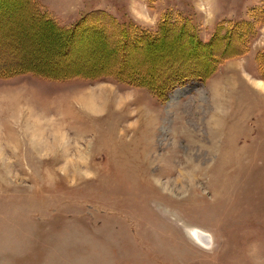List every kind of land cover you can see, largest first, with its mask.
I'll return each instance as SVG.
<instances>
[{"label": "rangeland", "instance_id": "rangeland-1", "mask_svg": "<svg viewBox=\"0 0 264 264\" xmlns=\"http://www.w3.org/2000/svg\"><path fill=\"white\" fill-rule=\"evenodd\" d=\"M34 3L62 27L180 20L214 52L235 30L247 51L159 88L210 50L167 34L125 60L37 23ZM262 55L264 0H0V65L35 73L0 78V264H264ZM136 70L146 84L89 75Z\"/></svg>", "mask_w": 264, "mask_h": 264}, {"label": "trees", "instance_id": "trees-1", "mask_svg": "<svg viewBox=\"0 0 264 264\" xmlns=\"http://www.w3.org/2000/svg\"><path fill=\"white\" fill-rule=\"evenodd\" d=\"M33 8L34 9H32L31 12L34 15L35 21L37 23H41L44 26H49L55 31V33L63 34L64 37L67 36L69 39L81 35L85 36L89 41L92 40L93 37H96V39L100 41L103 40L105 42H110L116 52H124L125 55L122 58L125 60L127 58V55L129 54V50H134L135 52H141V54H144L146 50H151L154 46L157 45V43L162 42L165 39L167 40V34H175L179 37H182L190 46L189 54H193V56H196L200 53L203 54V50H210L208 56L209 65L207 70L203 74L196 73L194 70H192L194 68L191 67L186 69L188 72L176 71L175 74L172 73L173 75H168L167 77L162 78L160 82L158 81L155 86L159 88H173L175 84H184L187 81L192 80L205 82L208 78H210L211 75H213V73H215L219 69V67L226 60H229L235 56L243 55L247 51L246 43L244 44L242 37H240L235 30H232L230 32L231 35H227V38L225 39L220 37L219 46L223 47L224 50L214 52L213 48L214 44H216L217 38H215L212 43H202L198 38L196 30L189 24L183 23L180 20L175 23H167L166 21H164V23L162 22L159 26L156 34H152L150 32L142 31L132 24H121L112 15L109 16L102 11H96L86 15L72 27H62L57 24L47 12L37 7L35 3L33 5ZM229 42H235L238 45L240 52H238L236 55H234L235 53H226L227 47L230 44ZM191 47L195 50L193 51ZM259 60L264 61V55H262ZM198 64L199 63L196 62L195 67ZM195 69H198V67ZM27 73H34V71H32V69L29 67H19L13 64L0 65V78H7ZM79 73H81V75L84 77H86L85 75H88L81 70H78L74 75L78 76ZM94 73L96 74H89L91 75L90 77L92 79H101L103 77L111 76L112 78L114 77L116 79H120L122 82H126L135 86H142L146 84L145 79L139 75V72H137V70L132 74L116 72L117 74L115 75H109L101 74V72L98 71ZM71 75L72 74L64 73L61 75V77L59 75V79L68 78Z\"/></svg>", "mask_w": 264, "mask_h": 264}, {"label": "bare ground", "instance_id": "bare-ground-1", "mask_svg": "<svg viewBox=\"0 0 264 264\" xmlns=\"http://www.w3.org/2000/svg\"><path fill=\"white\" fill-rule=\"evenodd\" d=\"M89 98H90V97H89ZM92 98H93V97H92ZM89 101H91V102L89 103L90 106L92 105L91 107H93V106L96 107V106H97V105H93V103L95 104V102H92V101H94V99H91V100L89 99ZM96 102H97V101H96ZM192 235H193V234H192ZM198 235H199V234H198ZM197 239H198V238H197ZM203 240H204V239H203ZM198 243H200V242H198Z\"/></svg>", "mask_w": 264, "mask_h": 264}]
</instances>
